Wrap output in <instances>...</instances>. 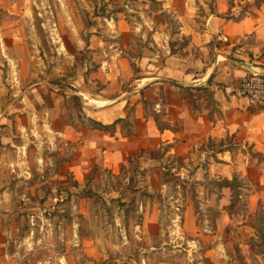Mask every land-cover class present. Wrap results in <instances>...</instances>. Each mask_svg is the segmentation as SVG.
Listing matches in <instances>:
<instances>
[{
    "label": "rangeland",
    "instance_id": "rangeland-1",
    "mask_svg": "<svg viewBox=\"0 0 264 264\" xmlns=\"http://www.w3.org/2000/svg\"><path fill=\"white\" fill-rule=\"evenodd\" d=\"M144 3L0 0V264H264L262 241L241 240L240 218H221L220 204L205 194L211 187L176 176L184 163L161 151L128 161L117 174L99 168L81 182L58 178L70 147L50 139L41 101L27 94L44 83L73 89L79 68L100 61H93L101 52L89 48L92 41L121 48L115 24L125 19L134 30ZM133 45L137 57L146 41L134 34ZM62 108L70 122L91 126L75 98ZM246 209L244 197L229 212ZM258 218L263 225L264 213Z\"/></svg>",
    "mask_w": 264,
    "mask_h": 264
},
{
    "label": "crops",
    "instance_id": "crops-1",
    "mask_svg": "<svg viewBox=\"0 0 264 264\" xmlns=\"http://www.w3.org/2000/svg\"><path fill=\"white\" fill-rule=\"evenodd\" d=\"M144 1L142 24L134 30L125 19L114 22L121 48L102 38L92 41L89 48L101 52L93 61H100L79 68L73 89L44 83L27 94L29 101L31 96L41 101L38 112L46 117L50 139L70 147L71 157L60 163L58 178L64 182L72 175L81 182L99 168L117 174L142 151H161L184 163L175 169L176 176L211 187L205 194L220 204L221 218L231 224L240 218L236 231L241 240L247 235L261 242L264 111L250 106L237 90L247 71L264 73V0H156L158 12ZM242 8L249 10L244 16ZM162 13L178 26L176 32ZM134 34L146 41L137 57L132 54ZM179 38L186 43L177 44ZM187 88L196 96L195 110ZM72 97L80 99L84 120L112 125L129 118L136 135L124 136L121 123L112 134L70 122L62 107ZM156 117L173 129L160 130ZM235 177L239 197L248 203L243 215L229 212L233 190L219 186ZM218 250L208 253L214 257ZM258 258L264 260L261 254Z\"/></svg>",
    "mask_w": 264,
    "mask_h": 264
},
{
    "label": "trees",
    "instance_id": "trees-1",
    "mask_svg": "<svg viewBox=\"0 0 264 264\" xmlns=\"http://www.w3.org/2000/svg\"><path fill=\"white\" fill-rule=\"evenodd\" d=\"M150 1L152 2L153 5H157V6L160 5V3H158L156 0H150ZM261 2H262V1H258V2H256V3H255V7L258 8V7L260 6ZM199 90H200V89H199ZM186 91H187V96H188V97L191 99V101H192V105H193V107H194V110L197 109V105H196V101H197V99H196L195 94L191 91L190 88H187ZM74 98H75L76 100H78L79 103H80V99H79L78 97H74ZM89 122L91 123V126H90L91 128H93V129H95V130H101V131H105V132H110V133H112V134L115 133V127H116V125L119 124V123L123 124L124 127L127 129V130L124 131V136H126V137H132V136H135L136 133H137V132H136V128L133 126V124L131 123V121L129 120V118L118 120V121H116V122H115L114 124H112V125H104V124H101V123L96 122V121L91 120V119H89ZM156 122H157L158 127H159L160 130H164V129H170V130H172V129H173L172 126H170V125H168V124H163V122L161 121L160 118H157V117H156ZM144 153H145V152L142 151L141 154H140L139 156L130 159L129 162H132V161L135 160V159H139V158H141V156H142ZM219 186H220L221 188H222V187H228V188H230L231 190H233V193H234V194H233V195H234L233 199H234V200H235V199L239 200V198H240V197H239V194H240V191H239V190H240V185H239L238 180H237L236 177H235L232 181L225 180V181L221 182V183L219 184ZM259 233H260V234H259V235H260V241H262L261 245L264 246V234H263L261 231H260ZM261 255L264 256V253H262Z\"/></svg>",
    "mask_w": 264,
    "mask_h": 264
},
{
    "label": "built area",
    "instance_id": "built-area-1",
    "mask_svg": "<svg viewBox=\"0 0 264 264\" xmlns=\"http://www.w3.org/2000/svg\"><path fill=\"white\" fill-rule=\"evenodd\" d=\"M237 93L247 99L250 106L264 111V73L247 71L239 82Z\"/></svg>",
    "mask_w": 264,
    "mask_h": 264
}]
</instances>
